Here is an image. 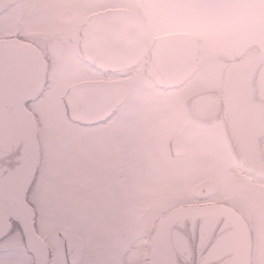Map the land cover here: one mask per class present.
<instances>
[{"label": "flooded vegetation", "instance_id": "af4514ba", "mask_svg": "<svg viewBox=\"0 0 264 264\" xmlns=\"http://www.w3.org/2000/svg\"><path fill=\"white\" fill-rule=\"evenodd\" d=\"M148 1L159 5L179 4L178 6L180 9L182 8L184 13L189 12L201 16L204 14H210L213 10L214 12L217 10H224L229 3L232 2V0H119V4L126 6V8L119 9H126L135 12L147 24L148 50L155 39H151L153 27L144 14L152 12V5H150L151 3ZM233 1L246 7L250 5V7H255V9L247 8L246 11H244L245 15L250 18L261 15V10L264 8V0ZM106 2L114 3L115 1L16 0L15 4L5 6L0 10V28L6 29V33L0 36V42H6L14 47L25 48L32 51L36 56V74L33 84L29 92L22 99V113L24 115L29 114L32 117L35 116L32 105L43 101L48 97L51 84H54V87H59V89L65 87L64 91L61 90L59 92L58 90L61 94L59 96L61 102L68 89L74 85L89 82L110 81L125 86L127 88V98L124 104L116 109L111 119L115 117L118 110L127 104L131 88L140 87L145 84L150 86L153 92L155 91L158 96L162 97H159L160 99L157 100H150L149 104H152L157 109L156 111H153L151 115H146L141 111H133V109L129 113L131 119L128 123L131 125L133 133L137 138V145L132 152L127 153L128 155L122 156V158L119 159V147L121 146V143H119V136L122 132H119V130L115 128L108 129L107 127H102L111 119L98 126L82 127V129L88 131L96 130V132L87 135V147L84 149L83 153L76 149H72V155L76 160L74 159L71 163V174L67 177H53V181L57 183L58 186L57 195L61 197L65 192L69 194L66 198L67 202L70 204L67 211H97L95 212L96 215L93 217L94 219H91L90 217L89 220L96 224L97 221L101 222L99 225L105 227L104 230L101 229V232H106V236H108L105 238L106 242L112 247H115V255L104 256L103 259H106L104 263L119 264L120 241L119 237L114 236L119 232V224H113V220L112 223L109 224H103L102 222L105 220L104 218L107 215V211H119V192L124 191L128 186H134L137 184L135 183V180H133L134 177L129 174L131 169L132 174L135 172L139 173L144 172V169L146 168L153 170V168L164 166L167 162L172 160L184 159L187 157L191 145H193L187 138V132H190L193 128L200 132L203 129L207 130L214 127L222 129L225 141L235 159L234 161L239 164V160L234 153L227 133V117L228 110L230 109V97L222 93V88L224 87V72L228 65L237 67L246 55L251 54V60L253 57L256 58V55L264 53V49L252 50L244 56L238 57L232 50L216 48L214 45H211L202 36L195 33V29L190 28V32H186V34L193 35L197 40L195 59L200 62V65L196 66L191 76L180 87L163 90L154 86L153 82L145 75L146 64L149 62L147 53L140 58L135 66L119 73L108 74L105 71L99 70L93 64L86 63L80 52V48L85 39V25L92 15L100 13L91 14L92 3L102 4ZM132 6L135 8H132ZM153 15L154 14L152 13V19L154 20ZM256 30L257 26H252V24L247 25L244 28L243 34L247 37V35L256 32ZM239 35V31H231L223 32L216 36L226 39L237 37ZM214 65H216L217 68L219 67L218 70H220L217 88L215 90L198 94L189 100H185L182 104V107L185 110V115L177 118L172 117L171 105L173 104L172 102L177 101L176 99H172V94H180L187 88L189 83L193 81L201 70L204 68L214 70V68H216ZM66 70L71 72L72 77L65 82L61 80V76L62 72ZM200 98H206L209 101V107L206 111L195 109V102ZM150 99H153V97ZM167 106L168 108H166ZM119 115L123 114L119 113ZM173 127L179 131L175 135H171L170 133L171 128ZM168 132V140L157 147V145L153 143L154 139L156 137L160 138V133H164L165 136H167ZM199 132L192 137L195 141L200 142L195 147L198 151L203 147V141L198 139L201 133ZM136 133H138V135ZM39 136V130H36V139L34 141L33 139L29 140L27 149L28 157L25 163L26 169L16 178L17 186L19 187L18 195L20 200L33 210L29 211V213L33 212L34 214L33 224L37 234V211L33 203L37 200V196L34 195L39 188L36 184L41 183L44 178L42 175L43 173L41 172L44 162V151ZM113 137H115V139H112ZM173 138L180 139L186 144L185 154L181 158H174L171 155L170 142ZM214 139L215 138H212L213 141L207 139L206 143H208V146H216ZM194 144L196 145V142ZM216 150L218 151V148ZM81 155L82 158L80 159ZM128 160H131L130 164L128 163ZM124 164L125 168L123 167ZM247 178L248 181L253 184L259 183L264 185V182L257 180V178L251 175L247 176ZM63 184H67V188H65ZM205 188L206 187L202 189V193ZM214 190L212 192H214ZM212 192H210V194ZM76 197L82 198L83 201L80 203L82 207L76 206ZM206 205L207 204L201 199L197 200L195 204L197 208L201 209H204ZM244 208L246 211H250L247 206ZM126 209L127 211H132L134 209L137 210L133 204H130ZM175 209L178 208H174L171 211ZM171 211L160 217L150 231L142 237L146 242V260L148 261V264H154L152 251L154 240H162L163 237L166 236L165 227L167 226H165V224L161 225L160 222ZM232 212L240 217L247 227L252 243V259L254 244L253 234L246 219L242 217L238 211ZM210 213L212 212L204 211L203 213H193V215H207ZM16 225L20 229V235L24 237L21 227L12 219L11 211H8L6 205L2 204L0 206V264H11L10 261L4 258L5 255H8L11 251V246L7 245L6 241ZM63 232L72 233L70 230H65ZM72 234L77 236L74 233ZM81 239L83 241L84 250L82 258L78 264L82 263L85 253V241L83 238ZM141 245L142 247L144 246V244ZM25 250L26 252L29 251V254L33 256L31 250L27 248V246ZM100 250L104 252V245H101ZM89 259H91V261L87 264L99 263V257L95 254H92ZM162 263L168 264V262L164 260H162Z\"/></svg>", "mask_w": 264, "mask_h": 264}, {"label": "water", "instance_id": "95a60500", "mask_svg": "<svg viewBox=\"0 0 264 264\" xmlns=\"http://www.w3.org/2000/svg\"><path fill=\"white\" fill-rule=\"evenodd\" d=\"M16 0H0V10ZM80 48L83 60L101 71L119 73L135 66L147 53L145 75L159 89L180 87L196 66L197 40L193 35L175 33L157 37L148 50V27L135 12L115 9L92 15L84 28ZM239 66L228 65L222 93L230 97L227 133L234 153L247 173L264 181V53ZM36 74V56L25 48L0 42V206L5 204L21 227L34 264L49 263V248L36 233L33 211L18 195L16 178L26 169L30 139H36L33 117L22 113V99ZM127 88L110 81L89 82L70 87L62 98L66 118L82 126H98L112 118L124 104ZM209 101L200 98L195 109L206 111ZM171 155L181 158L184 141L173 138ZM211 184L204 194L212 192ZM209 208H178L160 224L166 236L152 244L153 263L161 264H247L251 260V239L247 227L232 211ZM211 211L207 215H193ZM67 264H78L83 241L70 232H60ZM165 264V263H162Z\"/></svg>", "mask_w": 264, "mask_h": 264}, {"label": "rangeland", "instance_id": "374dc122", "mask_svg": "<svg viewBox=\"0 0 264 264\" xmlns=\"http://www.w3.org/2000/svg\"><path fill=\"white\" fill-rule=\"evenodd\" d=\"M109 1L117 3H92L91 14L126 8L125 5L118 3L119 0ZM148 2L151 3V1ZM150 5H152V12L144 14L153 27L151 39L158 35L190 32L191 28L195 29L194 32L211 45L232 50L238 57L252 50L264 49V8L259 15L261 17L250 18L245 15L244 11L247 8L255 9V7H250L251 5L246 7L233 0L224 10L215 12L213 10L210 14L202 16L189 12L184 13L178 6L179 4L151 3ZM132 8L135 7L132 6ZM251 24L257 26V30L245 37L244 28ZM5 30V28H0V36L6 33ZM231 31H239L240 35L226 39L216 36ZM214 67H216L214 70L204 68L184 91L180 94H172V99L178 101L172 102V117L185 115L182 107L185 100L217 88L220 70L216 65ZM71 77V72L66 70L62 72L61 80L66 82ZM64 89L65 87L59 89L51 84L48 97L32 105L35 113L33 116L34 130L35 132L39 130V140L44 151V162L41 169L44 178L41 183L36 184L39 188L34 195L37 196V200L33 203L37 211L36 229L49 247L48 264H66L63 242L59 238V233L65 230H70L85 241V253L81 264L89 263L92 254L99 257L98 264H107L104 263L106 259L103 257L115 255V247L106 242L105 238L108 236L106 232H101V229H105L99 225L101 222L97 221L96 224L89 220L90 217L94 219L97 211H67L70 204L66 198L69 194L65 192L61 197L58 196V186L53 181L54 176L67 177L71 174V163L74 159L76 160L72 155V149L83 153L87 147V135L96 132V130L82 129L81 126L67 121L62 102L59 100L61 95L59 92ZM152 97L153 99H150ZM159 97L150 86L145 84L131 88L127 104L117 111L113 119L102 126L108 129L115 128L122 132L119 136V143H121L119 159L132 152L137 145V138L128 123L131 119L129 113L133 109V111L151 115L157 109L149 104L150 100L162 98ZM178 132L176 128H171V135ZM197 132L199 131L194 128L187 132V138L193 145L184 159L172 160L153 170L146 168L144 172L132 174V169L130 170L129 174L134 177L133 180L137 184L128 186L124 191L119 192V211H107L105 220L102 222L109 224L113 220V224H119V232L114 235L119 237L120 241L119 264H127L128 256L133 250L141 248V244L146 245L142 237L150 231L160 217L174 208L193 209L196 207V201L200 199L207 204L204 208H209L208 210L238 211L246 219L254 238L252 259H248L247 264H264V185L249 182L246 174H236L240 166L234 161L221 128L214 127L199 132L198 139L203 141L200 151L195 149L200 142L192 138ZM160 135L161 137H156L153 142L157 147L168 140L169 132L167 136L164 133ZM212 138H215L216 146H208L206 143L207 139L211 141ZM128 161L130 164L131 160ZM123 167L125 168V164ZM211 184L215 185L214 192L203 194L202 189ZM63 185L65 188L68 186ZM75 199L76 206L82 207L80 204L83 201L82 198L76 197ZM130 204L140 211L136 209L127 211L126 208ZM246 206L250 211H246L244 208ZM20 234V229L16 225L6 241L7 245L11 246V251L4 258L11 264H34V255H30L29 251L26 252L24 237ZM101 245H104V252L100 250ZM145 263L147 264L148 261L146 260Z\"/></svg>", "mask_w": 264, "mask_h": 264}, {"label": "bare ground", "instance_id": "6f19581e", "mask_svg": "<svg viewBox=\"0 0 264 264\" xmlns=\"http://www.w3.org/2000/svg\"><path fill=\"white\" fill-rule=\"evenodd\" d=\"M32 122L35 123L34 119ZM237 175L247 174V170L244 167H240L236 171ZM146 247L145 245L141 248H136L129 256H128V263L127 264H146ZM148 264V263H147Z\"/></svg>", "mask_w": 264, "mask_h": 264}]
</instances>
